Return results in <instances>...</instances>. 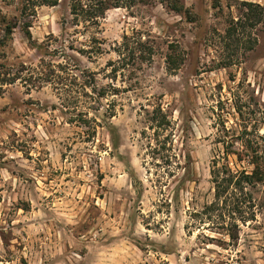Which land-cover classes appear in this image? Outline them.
Returning <instances> with one entry per match:
<instances>
[{"label":"rangeland","instance_id":"obj_1","mask_svg":"<svg viewBox=\"0 0 264 264\" xmlns=\"http://www.w3.org/2000/svg\"><path fill=\"white\" fill-rule=\"evenodd\" d=\"M54 1L0 0V264H264V178L238 240L200 215L214 161L264 177V0Z\"/></svg>","mask_w":264,"mask_h":264},{"label":"trees","instance_id":"obj_2","mask_svg":"<svg viewBox=\"0 0 264 264\" xmlns=\"http://www.w3.org/2000/svg\"><path fill=\"white\" fill-rule=\"evenodd\" d=\"M139 0H73L70 6V15L72 17V21L76 27L81 24L85 26L84 28H98L99 20L104 18L106 12L110 9H117L129 6L131 4L137 3ZM141 1H150V0H141ZM57 3V0L54 1ZM55 4H51L54 6ZM252 8V6H251ZM253 8L259 9L258 5ZM26 37H29V33H25ZM45 53V52H44ZM124 60V57L121 59ZM36 71V74L34 72ZM32 71V75H37L40 83H48L55 84L58 80H68L71 75L68 71L67 66H55L52 61H45L40 59L39 65L36 66ZM113 70L108 73V76L111 75ZM65 75V78H64ZM94 84V80H93ZM92 85V84H91ZM85 84L82 85V90L85 96L86 93ZM92 92L94 93L95 90ZM123 88H117L115 85H110L107 89L103 90V94L96 95L99 99L104 96L108 97L109 95H116V93H120ZM90 99V97H89ZM112 102V101H110ZM113 103H110V113L108 114L109 118L115 116V110L113 108ZM94 110L93 108H89L88 110ZM87 110V109H86ZM99 111V110H97ZM96 111V112H97ZM86 115V112H83ZM156 116L160 115L161 122L156 123V126H152L150 129H155L156 135L160 132H166V127L168 126V121L166 117L162 114L161 110L157 109L154 111ZM82 116V117H83ZM159 117V116H158ZM157 117V118H158ZM169 136L163 138V140L159 143L166 152L164 158L168 160L176 159L175 155L170 156V152L172 151L171 145L168 140ZM157 141V140H156ZM231 151H226L225 155H232ZM180 164L175 166V169L178 170ZM171 173V172H170ZM261 173L256 170L251 173H247L245 170H234L232 171L229 166L226 164H220L218 161L213 162V167L211 170V179L214 188V198L219 200L224 198L220 203L210 204L205 206L200 215L205 216L206 220L209 221L208 224L212 225L216 230H223L227 232V236L230 241L238 240V232L239 225L245 224L248 221H254V206L252 204L251 196L248 191H246L247 187H254L255 183H259L262 181ZM222 212L218 216H213L212 213Z\"/></svg>","mask_w":264,"mask_h":264}]
</instances>
